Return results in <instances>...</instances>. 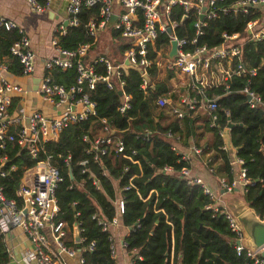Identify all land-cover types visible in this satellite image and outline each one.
<instances>
[{"label":"trees","instance_id":"obj_1","mask_svg":"<svg viewBox=\"0 0 264 264\" xmlns=\"http://www.w3.org/2000/svg\"><path fill=\"white\" fill-rule=\"evenodd\" d=\"M237 1L223 0L217 3V7L228 8ZM260 9L255 10L258 13L254 16L231 11L221 15L218 20L209 21L198 45L213 49L223 43L222 35L225 33L245 35L244 27L248 20L255 17L262 19ZM181 11L182 8L176 6L173 15L179 17ZM98 15L99 6L83 8L78 15V27H68L63 36L55 34L57 48L73 51L84 44L93 48L95 42L88 36L86 25L91 20H97ZM192 21L189 17L184 22L186 32L179 28L176 30L177 37L193 34ZM110 34L114 40L121 39L114 31ZM18 39L16 31L0 29V60L6 62L8 71L15 75H20L21 69L17 60L10 55L9 48ZM127 46V41L120 44L114 56L116 62L123 57ZM168 46L167 36L160 35L156 51L167 49ZM242 54L244 67L256 69L254 77H231L226 81L229 87L227 95L224 86L203 91L207 99H216L214 127H210L211 116L207 113L188 111L182 120L176 119L172 109L180 105L181 98L170 83L174 79V72L164 70L161 76L162 70L155 64L148 70L146 91L141 89L143 80L140 72L133 68L125 70L122 81L124 93L130 96V109L124 114L117 111L121 103L117 93L107 92L102 84H97L90 91L84 87V92L95 104V115L79 124L67 126L56 141L44 143L42 147L45 154L40 152L36 159H32L27 150L15 143L0 151V158L6 157L3 169L7 175L1 179L4 195L7 199H15V192L26 172L50 155V163L58 168L62 176L55 190L59 212L53 222L65 225L66 236L63 242L66 246L81 250L84 264L113 263L109 234L101 231L97 219L112 221L116 216L120 226L130 229L125 248L128 252L135 251V264H169L172 251L174 262L180 256L182 264H252L244 253L238 256L229 243L234 236L224 217L205 209L211 202L202 194L200 187L187 185L179 177L182 168H190L189 162L183 160L176 149H172L176 140L166 139V134L170 133L183 139L178 143L186 146V141L192 138L195 147L201 149L202 156L208 155L207 169L214 176L232 180L234 174L230 162L233 157L230 152L220 149L223 140L217 135L220 129L232 124L230 145L235 156L243 160L247 177L255 182L244 194V199L260 218L264 217V44L246 43ZM149 55L155 59V52L151 51ZM236 63L237 60H234L233 65ZM98 72H103L102 67H98ZM76 76L73 69L53 72V80L65 86L74 84ZM245 87L261 97L262 106L249 108L245 95L240 92ZM188 90L189 97L200 98L187 87ZM160 98L169 100V104L158 107L157 101ZM102 119L110 123L112 136L121 141L124 154L136 152L133 160L142 171L141 176L133 178L131 182L134 189L129 193H120L124 209L119 216L114 205L116 195L110 176L104 175L102 171L108 159L104 158L103 164H98L91 152L90 142L100 135ZM204 134H209L211 140L199 145L198 141ZM85 135L88 136V142L82 140ZM67 158L68 164L65 163ZM120 158L121 154L115 151L109 156L116 168L120 165ZM83 161H87L85 166L80 165ZM12 166L15 167L14 171L10 170ZM164 168L172 170L165 172ZM69 171L73 179L69 178ZM94 216L96 219L92 218ZM75 223L82 229L79 244H74ZM92 242L93 250L85 251ZM9 259L6 244L0 237V264L8 263Z\"/></svg>","mask_w":264,"mask_h":264},{"label":"built area","instance_id":"obj_2","mask_svg":"<svg viewBox=\"0 0 264 264\" xmlns=\"http://www.w3.org/2000/svg\"><path fill=\"white\" fill-rule=\"evenodd\" d=\"M221 1L223 0H68L65 7V22L68 23V27L79 26L78 15L83 8L90 9L99 6L98 19L91 20L86 25L88 36L96 42L101 34H110L114 31L121 39L127 41L128 46L119 62L115 63L104 55L87 61L90 48L88 44L81 45L73 51L62 50L57 48V39L54 37L52 43L55 46L56 55L43 62L39 76H36L35 54L31 49L30 39L26 32L16 22L0 16V29L16 31L19 37L9 48V53L19 63L21 75L37 78L35 95L42 104L53 107L51 113L41 109H31L27 112L19 106L17 101L14 105L15 97L25 94L26 91L7 81L5 74L8 73V67L6 62L0 60V151L6 150L9 144L15 143L27 150L32 159H36L40 152L45 154L42 147L44 143L56 141L64 128L84 122L90 116L95 115V104L84 92V87L90 91L94 90L97 84H102L107 92L117 93L121 100L117 111L124 114L130 109V96L124 93V81H122L125 70L127 68L138 70L143 80L141 89L146 91L149 83L148 70L154 64L161 70L187 76L190 80L188 89L200 96L199 99L191 98L186 99L187 101L182 99L181 104L172 109V114L178 120H182L186 112L204 105L211 116L210 127L216 126V115L214 114L217 109L216 99H207L203 91L224 86L227 95L229 87L226 81L231 77H254L256 69H246L242 64L243 46L246 43L264 44V23L262 19L255 17L246 22L245 35L225 33L222 35L223 43L220 46L213 49L207 48L206 45L199 46L198 40L204 36V30L209 21L218 20L221 15L231 11L245 16H254L258 13L255 10L264 6V0H238L228 8H219L217 3ZM24 2L33 14H42L51 0H43V2L24 0ZM176 6L182 8L179 17L173 15V9ZM233 6L236 7L235 10ZM113 15L117 18L107 30L106 25ZM189 17L193 19V34L177 37L178 28L181 31H187L184 22ZM55 34L65 35L64 27H58ZM162 34L167 36L169 46L167 49L162 48L156 51V42ZM172 41L176 42V54L169 59L168 54ZM151 51L155 52V59L150 57ZM234 60H237L235 65H233ZM98 67H102V73L98 72ZM71 69L75 70L77 75L74 84L65 86L53 80L54 71L65 72ZM240 92L245 95L246 104L250 109L262 106L261 97L248 87ZM168 104L169 101L165 98L157 101L158 107H165ZM183 107L186 108L185 111ZM101 124L100 135L90 142L94 161L103 164L104 158L108 159L111 152L115 151L121 154V159L137 163L133 160L136 156L135 151L124 154L123 144L112 136L110 123L102 119ZM227 130L231 128L227 126L220 129L217 133L219 138L222 139ZM82 140L88 142V136H83ZM220 149L234 152L233 148L227 144H223ZM192 150L197 156L202 154L199 148L193 147ZM51 159L52 157L47 155L43 162L37 163L36 174L32 176L31 181L21 183L15 192V199H7L1 184V179L7 175L3 169L6 157L0 158V237L3 238L7 247L11 231L19 229L31 246V250L24 257L26 261H32L35 264H68L65 258L77 257V251L63 242L66 236L65 225L53 222V218L59 212L55 190L61 183L62 176L58 168L50 163ZM68 160L69 158L66 159V164ZM183 160L186 161L184 157ZM86 164L87 161L80 163L81 166ZM243 164V160L234 154L230 162L234 178L232 180L218 178V186L221 190V194L218 195L190 168H182L179 177L187 185L200 187L202 194L211 202L205 209L213 211L214 215L224 217L229 231L234 236L232 247L236 254L240 256L244 253L252 264H264L260 251H255L245 245V238L236 217L225 208L222 200L223 194H231L236 190L245 194L248 188L255 184L247 177ZM126 167L122 166L120 169L124 172L123 178L130 175ZM235 167L238 168L236 172ZM10 170L14 171L15 167L12 166ZM171 170L164 168L165 172H171ZM102 171L104 175H107L106 169L102 168ZM132 180L133 178L129 176L128 183L123 186L121 192L129 193L134 189ZM94 184L97 185L96 182ZM114 205L119 216L124 209L123 199L116 196ZM92 218L96 219L95 216ZM97 222L101 231L109 234L110 257L112 264H115V244L112 232L119 227L118 217L116 216L112 221L97 219ZM47 229L52 234L51 239L46 234ZM73 231H77L80 236L82 229L79 228L78 223L73 225ZM79 243L74 241V244ZM123 247H126V243H123ZM93 248L94 243L92 242L85 251H92ZM78 252L81 254V250ZM78 262L84 264L81 255L78 257Z\"/></svg>","mask_w":264,"mask_h":264},{"label":"crops","instance_id":"obj_3","mask_svg":"<svg viewBox=\"0 0 264 264\" xmlns=\"http://www.w3.org/2000/svg\"><path fill=\"white\" fill-rule=\"evenodd\" d=\"M67 1L68 0H51V3L44 11V13L33 14L25 4L24 0H0V16L16 22L20 27L24 29L28 38L30 39L31 49L35 54V64L37 66L36 76L40 75L43 62L48 58H52L56 55V49L52 43V39L55 37L56 29H58V27L60 26L64 27L65 30L68 28L64 26L65 7ZM260 12L262 16V23H264V6L261 7ZM122 43H126V41L124 39L114 40L112 39L111 34L103 33L95 42L94 47L91 48L90 46L88 51V58L86 60L90 61L97 56L104 55L110 58L112 61L116 62V60H114V56L117 54V49H119V46ZM164 73L165 71H161V76ZM5 78L7 79V81L20 86L26 91L25 94H22L19 97H15V99L19 103V106L25 111L29 112L31 109H41L48 113L52 112L53 107L42 104L39 98L34 93L38 82L37 78L23 77L21 74L15 75L10 73L9 71L5 74ZM170 83L172 87L174 86V89L178 91V95L181 98L180 104L182 99H191V97H188L189 95H187V91L183 93L181 89L177 90L172 82ZM193 113H207L208 115L210 114L204 105L198 106L195 110H193ZM194 115L192 116L194 117ZM200 124H202V122H200ZM203 136L204 137L198 141L199 145H203L207 140H211V136L209 134H204ZM166 139L169 141L176 140V143H174L173 146H175L177 152H179L186 159V161L189 162L190 170L196 176L200 177L210 189H212L214 192L217 191L218 194H221V190L218 186L219 177L214 176L213 172L207 169V155L202 156L201 154L197 156L193 153L192 149L193 147H195V145L192 138L186 141V146H184L181 142L178 143L183 139H180V137L178 136H173L170 133L166 134ZM222 140L223 144H227L230 146V148H232L229 142L230 130L225 131ZM230 153L233 157L234 152L231 150ZM122 166H127L126 168H128L130 172V175L126 176L125 178H122L124 176V172L120 170ZM104 167L106 168V174L110 176L113 189L115 190V194L118 198H120L121 189L128 183L129 176L131 178H137L140 177L142 173L141 167L138 163L129 162L128 160H123L121 158L119 167L116 168L109 158L108 161H106V165ZM237 169L238 168L235 167L234 171L236 172ZM35 174V168L26 172L22 179V182L27 183L31 181L32 176H34ZM27 175H30L28 179H26ZM222 200L224 202L225 208L232 214L234 213L236 215H239L240 210L250 208L244 199V194H242L238 190L231 194H223ZM256 216L259 217L257 214ZM263 218L259 217L260 220H264ZM74 233L75 231H73V238ZM112 233L115 244V264H135V251L128 252L126 248L123 247V243H125V240L129 236V229H126L119 225V227L115 228ZM46 234L48 238H52V234L49 229L46 230ZM229 243L232 245L231 240L229 241ZM7 247L10 259L6 264H35V262H28L24 258L25 255L31 250V246L26 241L21 230L14 229L11 231L8 238ZM76 251L77 257L65 258L68 264H79L78 257L81 254H79L78 252L79 249H77ZM169 258V264H182L180 256H178L177 261L174 262L173 251L170 253Z\"/></svg>","mask_w":264,"mask_h":264},{"label":"water","instance_id":"obj_4","mask_svg":"<svg viewBox=\"0 0 264 264\" xmlns=\"http://www.w3.org/2000/svg\"><path fill=\"white\" fill-rule=\"evenodd\" d=\"M233 9L235 10L236 7L233 6ZM116 18L117 17L114 15L110 18L108 24L106 25L107 30L111 27ZM64 26L67 28L68 23L64 22ZM168 33L170 34V30H168ZM170 46L171 49L168 54V58L172 59L176 54V42L172 41ZM126 65H128V62H126ZM72 110H74V108ZM232 127V124L228 125L229 129ZM103 169L105 170L106 168L103 167ZM68 175L70 179H73L71 171L68 172ZM233 215L236 217L242 229L243 236L245 238V245L253 248L255 251H261V257L264 258V220H260L259 217L256 216L254 210L251 208L240 210L239 215H236L234 213ZM74 241L76 243L80 242V236L77 231H75L74 233ZM237 244H239V242H237Z\"/></svg>","mask_w":264,"mask_h":264},{"label":"rangeland","instance_id":"obj_5","mask_svg":"<svg viewBox=\"0 0 264 264\" xmlns=\"http://www.w3.org/2000/svg\"><path fill=\"white\" fill-rule=\"evenodd\" d=\"M164 71V69L162 70ZM177 90L183 89V93L187 91V87L190 83V80L187 76L181 74V73H175L174 72V79L171 81ZM174 87V86H173ZM30 175L26 176V179H28ZM215 194L218 195L217 191H215Z\"/></svg>","mask_w":264,"mask_h":264}]
</instances>
